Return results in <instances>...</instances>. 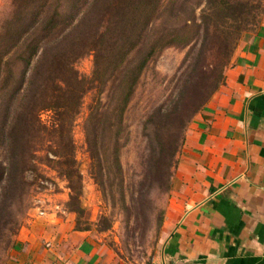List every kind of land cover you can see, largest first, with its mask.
Segmentation results:
<instances>
[{"label":"rangeland","instance_id":"rangeland-1","mask_svg":"<svg viewBox=\"0 0 264 264\" xmlns=\"http://www.w3.org/2000/svg\"><path fill=\"white\" fill-rule=\"evenodd\" d=\"M91 1L0 0V180L5 177L0 184V264H7L16 248L10 243L20 230L21 226L15 232L18 222L23 224L45 209L69 213L76 227L98 232L119 261L152 264L161 251L165 213L173 199L172 188L165 190L161 184L169 152L180 141V134L186 138L193 121L185 131H175L185 113L176 111V106L181 108L188 95L203 85L220 63L226 44L234 48L230 66L241 42L255 33L264 19V0H229L232 5L221 10L214 4L219 0H161L154 21L170 18L168 25L178 36L149 60L122 121L115 119L109 128L99 114L90 115L92 108L106 106L111 81L104 88H90L73 119L62 121L55 109L41 110L42 129L30 141L33 154L24 172L22 191L16 194L3 168L8 162L15 91L25 87L42 48L74 31ZM114 22L110 26L117 31ZM230 25L233 32L227 34ZM36 43L37 53L31 56L30 48ZM137 50L134 48L128 58H134ZM94 66L95 54L90 50L75 62L87 84ZM62 122L65 128L59 130ZM96 140H104L106 147V151L101 145L97 149L99 159L92 156L90 146ZM71 142L73 147L66 154ZM114 144L119 148L118 167L111 161ZM161 144H166L162 152ZM183 145L176 153L177 162Z\"/></svg>","mask_w":264,"mask_h":264},{"label":"crops","instance_id":"crops-1","mask_svg":"<svg viewBox=\"0 0 264 264\" xmlns=\"http://www.w3.org/2000/svg\"><path fill=\"white\" fill-rule=\"evenodd\" d=\"M225 78L186 133L152 264H264V19ZM58 213L26 218L7 264H129Z\"/></svg>","mask_w":264,"mask_h":264},{"label":"trees","instance_id":"trees-1","mask_svg":"<svg viewBox=\"0 0 264 264\" xmlns=\"http://www.w3.org/2000/svg\"><path fill=\"white\" fill-rule=\"evenodd\" d=\"M99 1H91L93 4L87 6L83 11L79 26H75L74 31L66 37L58 39V43L42 48L29 70L26 82L24 81L25 87L19 86L15 91L14 105L11 109L12 131L7 145L8 162L3 168L7 174L9 173L11 188L16 194L22 191L24 172L28 168L33 154V146L30 145L31 139L42 129L39 116L41 110L55 109L58 113L57 118L60 117L62 121L67 117L73 119L79 112L82 99L87 91L94 87L104 88L111 81V90L108 93L106 106L102 109L92 108L90 115L98 116L99 114V117L103 118L109 128H112L115 119L122 121V114L151 57L158 53L162 47L173 44L174 39L178 36L176 29L168 25L171 21L170 18L167 17L159 23L154 21V15L161 0ZM214 4L220 10L232 5L229 0L214 1ZM206 10L211 12L209 8ZM203 13L206 14L205 9H203ZM112 21H115L114 24L119 30H112L113 24L110 26ZM231 27L230 25V29L227 28L225 33H232ZM37 48L36 43L30 48L29 54L35 55ZM134 48L138 49L136 56L132 59L128 58ZM231 48L232 46L228 44L224 46L220 63L211 70L207 79H204L203 88L198 86L195 92L188 95L189 97L181 108L176 106V111H185V113L179 117L181 119L175 125L177 126L175 131H180V133L185 131L194 116L205 107L212 95L224 84L226 70L234 51V48ZM86 50L93 51L95 54V66L89 84L85 77L80 76L75 67L76 60ZM139 57L141 60L138 61ZM28 62L29 59H27ZM14 73L15 71L12 72V74ZM116 79L117 82H115ZM60 125L62 127L58 128L59 130L65 128L64 122ZM178 138L180 141H177L175 147L173 145L169 152L167 174L161 181L165 190L172 188L171 175L177 163L175 156L178 148L185 141L184 135L180 134ZM97 142L98 140L95 141V144L90 142L92 151L94 150L92 156L95 159L100 157L97 153L100 145L106 151L104 140ZM72 147L71 142L67 146L69 151L66 153L63 149V153L68 154ZM164 148H166V144H161L159 151L162 152ZM112 149L114 153L111 154V157L113 156L111 161L115 160L113 164L118 167V145L114 144ZM56 152L62 156V153ZM4 178H1L0 184ZM2 189L5 187L3 186ZM0 200H2L1 195ZM22 222V220L18 222L16 233ZM16 243L17 240L14 238L10 247H15Z\"/></svg>","mask_w":264,"mask_h":264},{"label":"built area","instance_id":"built-area-1","mask_svg":"<svg viewBox=\"0 0 264 264\" xmlns=\"http://www.w3.org/2000/svg\"><path fill=\"white\" fill-rule=\"evenodd\" d=\"M42 213H43V211H42Z\"/></svg>","mask_w":264,"mask_h":264}]
</instances>
